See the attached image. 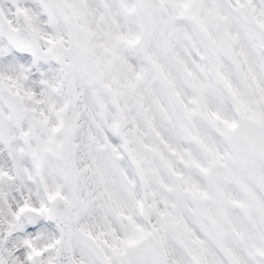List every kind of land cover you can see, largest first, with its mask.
Returning <instances> with one entry per match:
<instances>
[{"label": "snow or ice", "instance_id": "1", "mask_svg": "<svg viewBox=\"0 0 264 264\" xmlns=\"http://www.w3.org/2000/svg\"><path fill=\"white\" fill-rule=\"evenodd\" d=\"M0 264H264V0H0Z\"/></svg>", "mask_w": 264, "mask_h": 264}]
</instances>
